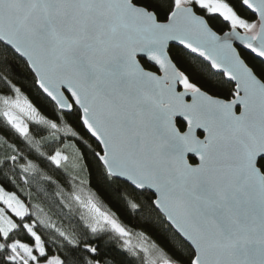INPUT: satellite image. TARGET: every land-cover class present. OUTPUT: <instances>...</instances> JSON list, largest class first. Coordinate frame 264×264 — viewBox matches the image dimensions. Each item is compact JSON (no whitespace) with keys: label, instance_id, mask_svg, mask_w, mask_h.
<instances>
[{"label":"snow or ice","instance_id":"snow-or-ice-1","mask_svg":"<svg viewBox=\"0 0 264 264\" xmlns=\"http://www.w3.org/2000/svg\"><path fill=\"white\" fill-rule=\"evenodd\" d=\"M0 264H264V0H0Z\"/></svg>","mask_w":264,"mask_h":264}]
</instances>
